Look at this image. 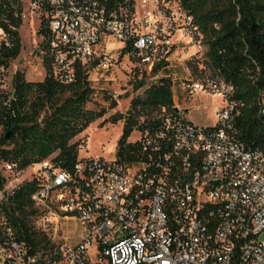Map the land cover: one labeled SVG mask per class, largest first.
<instances>
[{"label":"built area","instance_id":"2783aa9c","mask_svg":"<svg viewBox=\"0 0 264 264\" xmlns=\"http://www.w3.org/2000/svg\"><path fill=\"white\" fill-rule=\"evenodd\" d=\"M30 6L46 17L45 52L63 82L79 63L108 64L109 36L128 45L127 54L147 71L191 48L189 58L204 56L202 32L182 0H31ZM181 84L189 93L221 95L212 123L161 106L158 120L138 130L130 160L78 153L70 168L48 158L36 163L34 223L49 235L47 246L32 249L17 236L1 203L2 190L9 195L19 183L5 181L0 264H264V153L235 135L234 86L217 74H190ZM3 167L10 172L15 164ZM70 219L82 225L74 244L62 239L61 221Z\"/></svg>","mask_w":264,"mask_h":264},{"label":"trees","instance_id":"16d2710c","mask_svg":"<svg viewBox=\"0 0 264 264\" xmlns=\"http://www.w3.org/2000/svg\"><path fill=\"white\" fill-rule=\"evenodd\" d=\"M182 3L198 24L205 47L204 56L188 59L187 65L200 74L207 66L211 75L217 74L233 84L232 97L238 111L233 123L235 135L247 146L257 147L264 153V111L259 110V101L264 103V0H182ZM40 17L37 31L42 35L39 47L43 50V78L26 80L24 72L16 69L11 91L0 88V162L12 161L14 169H23L47 158L55 165L70 168L79 145L73 137L105 112L104 107L86 106L92 98L93 87L85 64L76 66L75 76L69 82L53 75L50 57L45 52L47 20L43 14ZM21 23L20 0H0V28L5 33L0 40L3 69L20 52L18 27ZM127 50L128 45L121 48L122 52ZM163 64L158 62L150 71L156 72ZM144 83L142 75L135 87ZM172 84L170 75L158 76L140 94L131 97L125 113L117 111L111 115L112 121L123 119L116 142L117 157L127 160L135 157L138 142L129 141L128 135L133 129L138 131L157 121L155 111L161 106L176 111ZM115 105L116 100L112 99L109 106ZM5 181L0 172V188ZM36 182L32 177L19 183L1 203L17 236L32 249L49 244V235L34 223L38 207L31 193L37 187Z\"/></svg>","mask_w":264,"mask_h":264},{"label":"rangeland","instance_id":"374dc122","mask_svg":"<svg viewBox=\"0 0 264 264\" xmlns=\"http://www.w3.org/2000/svg\"><path fill=\"white\" fill-rule=\"evenodd\" d=\"M31 0H20L22 23L18 27L21 38V49L19 54L10 60L9 65L4 69H0V88L4 91H11L12 74L16 69L24 72L26 80H41L45 74V68L42 64L43 50L39 47L42 35L37 29L40 23V10L33 9L30 6ZM4 37L0 28V40ZM124 42L115 37L109 36L106 39V51L112 55L111 61L104 65L101 63H90L87 65L88 79L93 87V94L90 101L86 102V106L93 109L104 107L105 112L102 116L97 117L89 123V125L73 137L72 140H78L79 155H116V142L121 133L123 119L117 121L110 120L115 112L125 113L129 107L130 99L136 94H140L145 85L156 79L160 75H170L173 80V94L180 108L182 116L189 120L210 124L214 121V110L222 102L219 93H202L192 91L189 93L188 87L181 84L184 76L191 78H200L204 75H210V70L205 66L202 74L195 73L187 65L189 54L181 51L172 57L168 65L156 72L147 71L144 67L136 63L127 52H122L121 48ZM105 46L102 44L100 49ZM201 59V58H200ZM188 68V69H187ZM144 75L145 83L140 87H135L138 79ZM112 99L116 100V105L109 106ZM2 128L0 126V132ZM137 129H133L127 139L133 141L137 137ZM38 165H28L23 169H14L10 172L4 170L3 162H0V172L5 176L6 181L15 179L21 183L30 179L34 175ZM82 229L81 223L76 219L62 220L61 232L62 239L67 244H74L78 240L79 233Z\"/></svg>","mask_w":264,"mask_h":264},{"label":"water","instance_id":"95a60500","mask_svg":"<svg viewBox=\"0 0 264 264\" xmlns=\"http://www.w3.org/2000/svg\"><path fill=\"white\" fill-rule=\"evenodd\" d=\"M175 107H176V111H179V107H177L176 105H175ZM7 135V134H6ZM2 193H3V197H4V199L6 200L7 199V197H8V192H7V188H4L3 190H2Z\"/></svg>","mask_w":264,"mask_h":264},{"label":"crops","instance_id":"0c3cea01","mask_svg":"<svg viewBox=\"0 0 264 264\" xmlns=\"http://www.w3.org/2000/svg\"><path fill=\"white\" fill-rule=\"evenodd\" d=\"M172 86H173V84H172ZM186 88V87H185ZM172 92H173V87H172ZM173 100H174V104L177 106V104H176V101H175V98H174V94H173ZM202 124V123H201Z\"/></svg>","mask_w":264,"mask_h":264}]
</instances>
